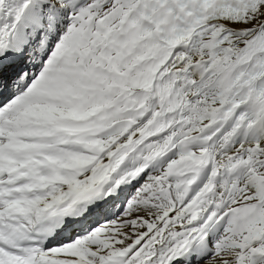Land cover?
Listing matches in <instances>:
<instances>
[{
	"label": "snow or ice",
	"instance_id": "6c2138e0",
	"mask_svg": "<svg viewBox=\"0 0 264 264\" xmlns=\"http://www.w3.org/2000/svg\"><path fill=\"white\" fill-rule=\"evenodd\" d=\"M0 264H264V0H0Z\"/></svg>",
	"mask_w": 264,
	"mask_h": 264
}]
</instances>
